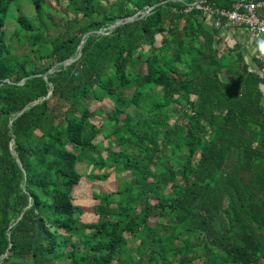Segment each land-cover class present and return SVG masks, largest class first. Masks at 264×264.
<instances>
[{"label": "trees", "instance_id": "16d2710c", "mask_svg": "<svg viewBox=\"0 0 264 264\" xmlns=\"http://www.w3.org/2000/svg\"><path fill=\"white\" fill-rule=\"evenodd\" d=\"M65 1L0 0V264H264V81L193 0ZM86 153L118 185L93 223L73 201Z\"/></svg>", "mask_w": 264, "mask_h": 264}, {"label": "rangeland", "instance_id": "374dc122", "mask_svg": "<svg viewBox=\"0 0 264 264\" xmlns=\"http://www.w3.org/2000/svg\"><path fill=\"white\" fill-rule=\"evenodd\" d=\"M46 1L50 5V7L52 9H55V10H57L59 12H63L64 6L66 5V1L65 0H61L57 5H56V3H54L53 0H46ZM111 1H113V0H111ZM22 7H23L22 12L24 14H26V15L30 14L31 9H30V6L28 4L23 3L22 4ZM142 14H144V12ZM72 16L73 15L70 14L68 17L69 18H72ZM54 17H55V14H54ZM58 17H55V20ZM134 17L128 18L127 20H132ZM116 23L117 24H120L121 21L116 22ZM111 27L108 28L109 31L112 30ZM50 34H51V36H56L57 35V33L55 34L53 31H51ZM262 37L263 36H261V38ZM161 39H162V36H160V35L156 36V38H155V45L157 47L160 45ZM147 49H148L147 46H143L142 47V51L143 52H146ZM14 53L17 54V55H20L21 54L18 50H15ZM77 58H78V56H76L73 59V61H75ZM140 71L142 73H145V66L142 65V64L140 66ZM129 76L131 78L133 77L130 73H129ZM220 79L221 80H227L223 74L220 75ZM194 100H195V97L194 96L190 97V101H194ZM89 108L92 111L93 110H99L100 115L99 116H95L94 118L91 119V121L95 125L99 126L101 124V122L103 121V119L106 118V115L105 114L112 109V104H110L108 102V100H105V101H102V102H93V103H90ZM183 113H189V114L191 113L190 112V107H189L188 104H180V108L177 109V114L171 116L170 118H168L166 120L167 121V124L169 125V127L170 126H173L175 124H178L180 126L188 125V123H186L184 121L182 122L179 119L180 115L183 114ZM104 133H107V131H105ZM95 142L96 143H101L104 147L106 146V141L103 140V137L102 136H98L96 138ZM99 153H100V155H101L102 158H105L106 153L103 150H101ZM84 159H85V161L80 162V163L77 164V169L83 175H86L87 176V175H89V173H91V171L94 174H99V175H102L103 173H106V174L108 173L107 179L104 182H95V181H92V183H90L87 180L86 176H83L82 180L84 181V183H82V184L78 185L77 187H75L74 188V191H73V197H74V200L73 201H74V205L81 207V210H82V213H83L82 216L80 217V220L83 223H93L95 221V219H96V216L94 215V212H93V209L92 208L97 204V201L95 200L96 198H94L93 196L99 197L100 195H103V194L115 193L118 185H117V182L115 181V176H114L112 170H104V171H97L96 170V171H93V169L91 167V164L92 163H90V160L93 161L94 159H96L95 156L86 153L84 155ZM169 192H170V190H169ZM149 221H150V224L151 225H154L155 224V220L153 218H150ZM124 236L126 237L127 235L125 234ZM199 263H200L199 261L195 262V264H199ZM112 264H115V263H112Z\"/></svg>", "mask_w": 264, "mask_h": 264}, {"label": "built area", "instance_id": "2783aa9c", "mask_svg": "<svg viewBox=\"0 0 264 264\" xmlns=\"http://www.w3.org/2000/svg\"><path fill=\"white\" fill-rule=\"evenodd\" d=\"M186 12L196 9L201 10L209 18L215 19V27L243 26L247 29L254 40L260 41L256 59L261 63L259 69L250 68L249 71L264 81V47H261L260 37L264 35V17L259 16V12L264 10V0H235L229 10L213 8L205 0H195L186 6Z\"/></svg>", "mask_w": 264, "mask_h": 264}, {"label": "crops", "instance_id": "0c3cea01", "mask_svg": "<svg viewBox=\"0 0 264 264\" xmlns=\"http://www.w3.org/2000/svg\"><path fill=\"white\" fill-rule=\"evenodd\" d=\"M256 1H261V0H256ZM220 8L224 10H228L225 7H220ZM184 12H186V9L184 10ZM259 16L264 17V10H261V12H259ZM206 21L210 29L212 30L216 29L218 31V33L214 34V39L218 41V44L216 45V47L220 49L219 54L220 55L225 54L229 50L234 51V52L235 51L239 52L242 55V63L245 67L246 73L256 76V74H254L253 72H250L249 69L250 68L259 69L261 67V63L256 59V53L258 51V45L260 41L257 42V40H254L249 34V32L247 31V29L243 26H239V27L229 26L227 28L222 26V27L217 28L214 25L215 23L214 18H209ZM262 36L263 37L262 38L260 37V40H264V35ZM225 78L227 79V80H224L226 82H228L230 79L229 76H225ZM259 87L262 93L261 102L264 105V85L262 86L259 85Z\"/></svg>", "mask_w": 264, "mask_h": 264}, {"label": "water", "instance_id": "95a60500", "mask_svg": "<svg viewBox=\"0 0 264 264\" xmlns=\"http://www.w3.org/2000/svg\"><path fill=\"white\" fill-rule=\"evenodd\" d=\"M146 14H147V11H145L144 14H142V15H146ZM120 24H121V23H120ZM118 25H119V24L115 23V24L111 27V29L117 27ZM82 44H83V41L80 42V45H79L78 49L81 48V45H82ZM73 62H74L73 59H68L67 61H64L63 64H64V66H67V65H69V64H71V63H73ZM63 64H62V65H63ZM49 72L51 73V72H53V70H51V71H49Z\"/></svg>", "mask_w": 264, "mask_h": 264}, {"label": "clouds", "instance_id": "9594fccd", "mask_svg": "<svg viewBox=\"0 0 264 264\" xmlns=\"http://www.w3.org/2000/svg\"><path fill=\"white\" fill-rule=\"evenodd\" d=\"M261 47H264V41L261 42Z\"/></svg>", "mask_w": 264, "mask_h": 264}, {"label": "bare ground", "instance_id": "6f19581e", "mask_svg": "<svg viewBox=\"0 0 264 264\" xmlns=\"http://www.w3.org/2000/svg\"><path fill=\"white\" fill-rule=\"evenodd\" d=\"M107 68V67H106ZM108 199V198H107ZM38 210V209H37Z\"/></svg>", "mask_w": 264, "mask_h": 264}]
</instances>
